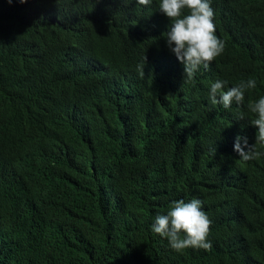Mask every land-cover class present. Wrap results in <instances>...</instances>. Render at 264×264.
<instances>
[{
    "label": "trees",
    "instance_id": "1",
    "mask_svg": "<svg viewBox=\"0 0 264 264\" xmlns=\"http://www.w3.org/2000/svg\"><path fill=\"white\" fill-rule=\"evenodd\" d=\"M152 3L69 1V13L59 15L61 28L48 32L60 48L50 52L44 65L27 41L33 34L18 27L7 30L0 19V136L32 141L52 156L62 178L61 184L51 185L43 209V239L19 235L14 241L0 217V264H264V154L245 162L232 150L222 157L227 163L220 162L224 173L209 164L216 154L205 133L218 104L209 119L197 117L203 114L198 112L202 96L214 82L202 91L209 80L200 69L185 81L184 71L170 60L152 63L151 53L143 59L148 38L142 35L149 14L157 12ZM233 6L245 16L242 21L216 17L225 39L217 62L223 67L221 79L228 87L255 79L252 90L260 95L264 0H238ZM6 8H0V15ZM244 21L249 44L232 29ZM79 48L101 56L111 70L94 69L100 83L87 79ZM66 53L76 59H66ZM53 56L64 60L54 64ZM179 85L183 88L176 92ZM127 145L137 154L122 153ZM257 150L264 153V145ZM174 162L186 169H170ZM146 167L162 173L158 187L164 192L154 188L145 194L140 171ZM189 192L210 201L215 239L208 261L203 257L207 251L177 252L152 231L156 214ZM39 248L53 254L41 255Z\"/></svg>",
    "mask_w": 264,
    "mask_h": 264
},
{
    "label": "clouds",
    "instance_id": "2",
    "mask_svg": "<svg viewBox=\"0 0 264 264\" xmlns=\"http://www.w3.org/2000/svg\"><path fill=\"white\" fill-rule=\"evenodd\" d=\"M69 1L71 0H0L11 4L0 6L7 7L0 19L7 30L18 27L33 34L28 35L27 41L37 49L36 59H42L44 65L50 52L60 48L59 45H53L54 39L48 34L52 29L61 28L63 18L59 15L69 11L68 7L72 5H68ZM153 1L157 4V12L149 14L142 35L148 38L143 59L151 53L152 63L159 59L170 60L179 71H184L185 81L193 79L200 69L204 73L202 75L209 80L208 86L202 88V91L208 90L210 83L214 82L210 92L202 96L198 112L202 111L203 114L197 117L198 121L209 119L213 105L218 104L212 115L211 129L205 133L210 148L216 154L209 164L219 167L221 173H224L226 169L220 162L227 163L222 157L232 150L245 162L258 159L264 154L257 150V145H264V93H253L252 89L257 87L255 79L240 81L235 86L228 87V81L221 79L220 71L223 67L217 64L225 51V39L218 33L216 17L242 21L245 16L236 12L233 6L234 1L238 0H137V5L148 6ZM245 27L246 21L232 29L240 42L249 44L248 36L243 31ZM79 52V58L85 61L89 82L100 83L102 79L94 69L111 71L104 59L101 56H88L87 51L80 48ZM52 59L56 64L64 60V56H53ZM66 59L76 58L69 53ZM144 65L140 69L143 74ZM181 88L183 85H179L176 92ZM121 127L123 128L122 125ZM253 134L256 135L255 141L252 139ZM127 147L130 148H125L122 153L137 154L132 146ZM200 150L204 151L202 148ZM153 154L154 151L150 153V158H154ZM152 162L154 161L151 159L150 163ZM54 166L52 156L29 139L6 140L0 136V217L5 220L7 233L14 241L18 240L19 235L26 236L28 241L45 237L43 209L50 197L51 185L57 186L62 182ZM135 166L139 164L136 162ZM154 169L146 167L140 171L141 175H145L140 181L146 185L145 194L154 188L157 192H164L158 187L164 176L159 171L151 172ZM170 169L181 170L186 167L182 162H174ZM198 183L200 184V180ZM55 192L59 197L58 187ZM169 204L171 206L168 209L156 214L152 231L167 238L169 246L177 252L207 251L203 257L208 261V253L213 251L212 241L215 239L211 233L213 221L208 210L209 199L203 194L189 192L172 199ZM222 248L214 250L218 252ZM38 250L41 255L53 254L52 250Z\"/></svg>",
    "mask_w": 264,
    "mask_h": 264
},
{
    "label": "bare ground",
    "instance_id": "3",
    "mask_svg": "<svg viewBox=\"0 0 264 264\" xmlns=\"http://www.w3.org/2000/svg\"><path fill=\"white\" fill-rule=\"evenodd\" d=\"M231 119V118H230ZM220 179H222V178H215V179H213V178H209V180H214V181H219Z\"/></svg>",
    "mask_w": 264,
    "mask_h": 264
}]
</instances>
